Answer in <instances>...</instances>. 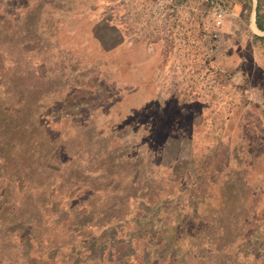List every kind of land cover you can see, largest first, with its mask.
<instances>
[{"label":"rangeland","instance_id":"obj_1","mask_svg":"<svg viewBox=\"0 0 264 264\" xmlns=\"http://www.w3.org/2000/svg\"><path fill=\"white\" fill-rule=\"evenodd\" d=\"M3 1L0 194L17 223L0 264H218L220 232L264 254L258 0ZM82 212L108 225L68 239Z\"/></svg>","mask_w":264,"mask_h":264},{"label":"trees","instance_id":"obj_2","mask_svg":"<svg viewBox=\"0 0 264 264\" xmlns=\"http://www.w3.org/2000/svg\"><path fill=\"white\" fill-rule=\"evenodd\" d=\"M10 2H8L9 4H15L16 0H8ZM238 1H248V0H238ZM7 2V0H6ZM1 4H6L4 3L3 0H0V34L1 32L6 31V23L9 22L10 18L8 16L5 15H1L2 12H4V8ZM7 19V21H6ZM256 26L259 30L264 31V20L262 19L261 15H260V0H258V4L256 7ZM2 43V38L0 35V46ZM0 53H2V51L0 50ZM0 130L6 134L7 132L10 134V132L13 131V122H11V120L8 121H4L1 125H0ZM11 138L9 137L8 141H10ZM15 151V150H14ZM31 154L33 153H38L39 152H34V150L30 151ZM5 159L4 156H2L1 160ZM44 168L49 170V171H54L57 170L58 167H56L55 164H53L52 162H46V164H44ZM118 173V172H117ZM132 186V185H130ZM172 187H174V185H171ZM127 187L129 186H125L124 189H127ZM9 187L5 186L2 188V193L0 194V239H3V243L4 246L6 244H9V246H12V240H11V236L10 233H12V231L15 230V224L17 223V220L15 218V216L12 214V212L9 210V207L11 206L12 208H14V203H10L8 201L7 198V189ZM100 190H103L102 188H98V189H94V191L98 192ZM125 196L122 195V197H119L123 200V202L126 204L128 197L127 193H124ZM125 197V198H123ZM127 198V199H126ZM110 205V204H108ZM122 215V214H121ZM118 217V216H115ZM123 217V215L121 216ZM120 217V218H121ZM108 216H106L103 212H98L97 214L95 213V216L86 214L85 212H82L80 214H78V216L74 217L71 219L72 223H69L67 226V231L65 232L66 237L68 239H72L74 237H80V238H84V239H88L90 236H92V232H93V227H95V225H99V223H102L101 225L103 226H107L108 222H107ZM94 222V223H93ZM210 223H212V221H210ZM23 224V223H22ZM207 227H210L209 225ZM206 233V232H205ZM218 238L215 239L214 242V237L211 238L210 240V249L207 252V260H215L216 258H221L222 261H219L218 264H264V254L262 256L259 257H253L251 256L248 257H239V254L235 253V249L234 247H232L230 244H222V242L220 241L221 239H223L224 237V233L220 232L218 234ZM29 238V236H28ZM27 238V239H28ZM21 241V240H20ZM53 241V243H52ZM48 240V242L53 245V246H57V248L60 247V244L57 243L54 240ZM220 242V243H218ZM193 253L189 252L188 256H185V262L190 260V258L192 257ZM196 257V255H194ZM202 258V257H198L197 259ZM204 259V258H203ZM116 262V263H115ZM74 262H72L73 264ZM122 260H116V261H112L110 260L108 262V264H122ZM183 263V264H184ZM166 264H176V262H174V260L172 258H169L167 260Z\"/></svg>","mask_w":264,"mask_h":264},{"label":"built area","instance_id":"obj_3","mask_svg":"<svg viewBox=\"0 0 264 264\" xmlns=\"http://www.w3.org/2000/svg\"><path fill=\"white\" fill-rule=\"evenodd\" d=\"M221 15H222L221 12H219V13H218V18L221 17Z\"/></svg>","mask_w":264,"mask_h":264}]
</instances>
